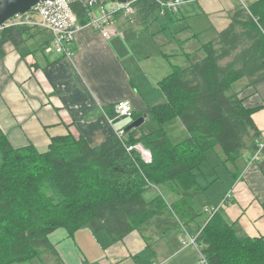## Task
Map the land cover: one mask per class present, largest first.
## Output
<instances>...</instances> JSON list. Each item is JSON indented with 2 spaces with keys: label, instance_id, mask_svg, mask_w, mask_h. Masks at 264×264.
Wrapping results in <instances>:
<instances>
[{
  "label": "trees",
  "instance_id": "16d2710c",
  "mask_svg": "<svg viewBox=\"0 0 264 264\" xmlns=\"http://www.w3.org/2000/svg\"><path fill=\"white\" fill-rule=\"evenodd\" d=\"M135 9L145 17L159 6L140 0ZM31 32L27 27L1 32L0 55L6 41ZM202 49L201 59L174 66L160 80L165 101L133 112L131 120H145L128 131L129 123L120 128L122 138L114 133L91 146L66 135L39 151L31 144L13 147L0 129V264L55 253L48 235L60 228L70 236L83 227L93 234L105 231L113 242L138 231L148 244L199 217L194 200L205 190L194 170L207 160V151L220 147L225 162H234L257 146L254 110L232 86L264 70V0L234 9L227 27ZM105 110L113 122L127 118L118 116L116 105ZM173 118L188 132L179 142L163 127ZM136 143L150 151V162L127 151ZM152 186L166 187L177 199L168 203L158 194L145 200L143 192ZM196 246L208 264H264V238L238 234L219 211L201 226Z\"/></svg>",
  "mask_w": 264,
  "mask_h": 264
},
{
  "label": "crops",
  "instance_id": "0c3cea01",
  "mask_svg": "<svg viewBox=\"0 0 264 264\" xmlns=\"http://www.w3.org/2000/svg\"><path fill=\"white\" fill-rule=\"evenodd\" d=\"M239 6V0H197L182 5L174 15L160 10L145 17L135 11L131 19L118 15L108 38L90 26L83 27L70 45V57L45 53L43 46L50 34L42 30L31 29L30 34L6 41L0 55V129L15 148L31 144L44 151L52 139L66 135L82 137L91 146L99 145L132 121L127 117L113 122L106 106L129 101L133 112H144L163 103L160 80L174 66L183 67L172 61L174 56L161 52L165 58L157 60L158 71L152 78L148 68L150 56L138 57L130 48L134 32L150 39L148 29L153 23L170 26L178 20L191 19L196 32L178 40L182 55L189 58L185 44L191 43L193 50L201 43L203 32L212 35L214 31L217 36ZM204 19L210 22L199 28ZM232 90L239 91L245 107L254 110L251 117L259 131L255 142L264 145V70L251 81L246 78L237 81ZM252 153L245 150L234 162H225L226 157L218 148L207 151V160L194 170L197 182L205 190L194 204L199 201L204 206L206 218V209L217 206L238 234L264 238V146L259 159L250 162ZM228 192L230 196L225 197ZM186 226L184 230L192 235ZM183 228L171 232L180 230L176 234L177 246L172 247L179 258L175 264H188L181 261L186 255L195 262L201 258L198 248L192 251V247L181 245L186 238ZM81 235H87V243ZM93 235L88 228L86 232L77 230L73 236L65 229H57L48 235L55 253H43L27 262L39 259L41 264H164L172 257L167 254L168 246L161 249L166 236L147 244L138 231H131L117 242L110 240L114 243L113 252L107 255L104 248L93 247H96Z\"/></svg>",
  "mask_w": 264,
  "mask_h": 264
},
{
  "label": "built area",
  "instance_id": "2783aa9c",
  "mask_svg": "<svg viewBox=\"0 0 264 264\" xmlns=\"http://www.w3.org/2000/svg\"><path fill=\"white\" fill-rule=\"evenodd\" d=\"M112 0H42L32 6L23 13H16L0 24V33L17 28L27 27L35 30H42L50 34V39L43 46V51L56 52L65 54L70 57L72 55L70 45L75 40L77 33L83 28L90 26L97 30L102 37L108 38L113 32L114 19L121 15L131 19L135 13V3L140 0H128L124 3L113 1L112 5L107 3ZM158 3L161 13L166 11L177 12L179 8L189 2L197 0H155ZM78 9L82 10L80 17ZM84 20V21H82ZM118 116L131 118L133 109L129 101H120L116 104ZM123 130H115V134L123 137ZM263 144L257 143L256 149L253 151L250 162L259 159L260 151ZM127 151L138 150L141 159L144 162H150V151L141 143L128 145ZM230 193H226L225 197H229ZM225 201V200H224ZM208 215H213L218 211L217 206L206 209ZM196 236L186 238L181 241L182 245L193 244L196 246ZM161 264V263H158ZM201 264H208L206 259L201 255Z\"/></svg>",
  "mask_w": 264,
  "mask_h": 264
},
{
  "label": "rangeland",
  "instance_id": "374dc122",
  "mask_svg": "<svg viewBox=\"0 0 264 264\" xmlns=\"http://www.w3.org/2000/svg\"><path fill=\"white\" fill-rule=\"evenodd\" d=\"M241 1V2H240ZM249 1L251 0H239V3L241 4V6L247 7L249 5ZM195 2V1H193ZM247 2V3H246ZM107 3H110L109 5L111 6L113 1H108ZM193 20L191 19H187L186 20H178L177 22H175L173 25L170 26H165L162 23H153L150 25L149 29H148V37L151 39H148L145 36H140L137 35V32H134L135 36L132 38V42L130 44V48L135 51L136 55L138 57H140L141 54H145L147 56H150V60L148 61V68H151V77L153 78L156 75V72L158 71V67H157V60L163 56L165 58L164 54L162 53H166V56H174L173 57V62L179 64L180 66L185 67L186 65H188L191 61H196L201 59L204 56V50L202 49V44L214 39L215 33L214 31H212V35L209 32H203V35L201 37V43L200 44H196V46L194 47V49L192 50V44H185V51H188L190 53V55L188 56L189 58H187V56L182 55V50L180 48V46H178V40H185L188 36L187 34H190V36L192 37V32L195 31L196 32V28L193 26ZM210 21L207 19H204L202 22H200V25L198 26L199 28L203 27V24H207ZM188 27V28H187ZM197 37V36H196ZM199 39V37H197ZM195 43V42H194ZM141 66L143 68L146 67V64L144 62L141 63ZM155 71V72H154ZM170 71V69H169ZM150 76V75H149ZM154 91H152V95L153 96ZM167 135L169 136V138L171 139V141L173 142H179L182 141L183 139H185L188 136V132L186 131V129L183 127V125L181 124L180 120L178 118H173L171 120H169L168 122H166L163 125ZM137 144V143H136ZM218 148V150H220L222 156H223V151L220 149V147H216ZM137 152H139L138 150H136ZM220 159H223L220 155ZM162 195L167 201L168 203H171L173 200L177 199V197L171 192L169 191L166 187L164 186H152L151 188H149L148 190H146L145 192H143V198L145 200H150L153 197H155L156 195ZM195 207L200 211V215L199 217L188 223L187 224V228L191 231L192 235L187 233L188 230H184L186 231L184 232V234H188L189 237L192 236H196V234L199 232L198 230L200 225L203 223L204 219L206 218V214L203 211V205L200 204L199 201H197V204H195ZM207 213V220L212 217V215H208ZM206 220V221H207ZM88 227H83L81 229H79L80 232H86ZM182 231V232H183ZM180 232V230L176 231L175 233H170L168 234L165 239V241H163V245L161 246V249L164 250L167 246L168 249H166L168 252V256L171 254V258H168L164 264H175V262L178 261V257L176 255V253H174V251L176 249H172V247H176L177 246V235ZM82 234V233H80ZM82 236V235H81ZM86 236V237H85ZM96 242V247L95 245L93 246L94 248H104L108 255V252H113L112 247L114 245V243L111 244V239L108 236V234L105 231H101L95 235H93ZM186 236V235H185ZM83 240L88 241L87 235L82 236ZM117 242V241H116ZM165 242V243H164ZM123 245V244H121ZM182 245V243H181ZM118 246H120V244H118ZM124 246V245H123ZM183 246V245H182ZM184 248L187 247H192V251H196L197 247H195V245L193 244H187L185 246H183ZM195 247V248H194ZM176 255V256H175ZM195 258H197L195 256ZM35 259V258H34ZM165 259V258H163ZM181 261H187L188 264H201V258L199 256L198 260L195 262L193 260L190 259L189 256H185L181 259ZM41 261L39 259H36L34 261L31 262H21L22 264H41ZM15 264H20V263H15Z\"/></svg>",
  "mask_w": 264,
  "mask_h": 264
},
{
  "label": "water",
  "instance_id": "95a60500",
  "mask_svg": "<svg viewBox=\"0 0 264 264\" xmlns=\"http://www.w3.org/2000/svg\"><path fill=\"white\" fill-rule=\"evenodd\" d=\"M42 0H0V24L16 13H23ZM124 3L128 0H112ZM264 65V61H263ZM145 120L144 116L133 119L124 129L128 131L139 127Z\"/></svg>",
  "mask_w": 264,
  "mask_h": 264
},
{
  "label": "bare ground",
  "instance_id": "6f19581e",
  "mask_svg": "<svg viewBox=\"0 0 264 264\" xmlns=\"http://www.w3.org/2000/svg\"><path fill=\"white\" fill-rule=\"evenodd\" d=\"M10 18V17H9ZM222 203H224V200L222 201Z\"/></svg>",
  "mask_w": 264,
  "mask_h": 264
}]
</instances>
